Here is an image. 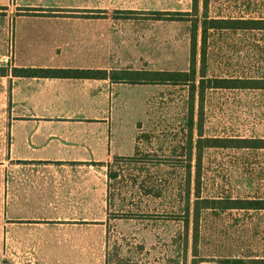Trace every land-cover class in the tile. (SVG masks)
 Returning <instances> with one entry per match:
<instances>
[{
    "label": "rangeland",
    "instance_id": "374dc122",
    "mask_svg": "<svg viewBox=\"0 0 264 264\" xmlns=\"http://www.w3.org/2000/svg\"><path fill=\"white\" fill-rule=\"evenodd\" d=\"M156 1L160 5L151 6L149 13L139 12L150 20L128 24L135 27V35L137 31L149 33L155 44L144 54L116 57L130 67L186 71L192 21L182 16L157 18L161 9L190 12L192 0ZM202 10L200 4L199 18ZM208 14L264 19V0H210ZM209 34L208 77H264V31L210 30ZM47 59L37 56V62ZM127 93L129 99L122 109L135 112L138 135L130 160H114L106 169L118 175L109 182L106 222L63 230L9 231L6 241L2 176L18 172L4 162L8 155L4 113L9 102L0 90V264H25L27 260L35 264H106L116 252L125 261L115 258L113 264H176L183 257L188 143L192 137L196 144L199 125H203V137L264 138V90L208 89L203 113L198 93L191 110L188 85H147ZM196 152L194 147L191 203L196 193ZM200 187L201 195L208 198H264V149L208 148L201 158ZM192 236L191 220L187 264L193 259ZM197 252L203 260L199 264H214V259L223 256L264 257V211L205 210Z\"/></svg>",
    "mask_w": 264,
    "mask_h": 264
},
{
    "label": "crops",
    "instance_id": "0c3cea01",
    "mask_svg": "<svg viewBox=\"0 0 264 264\" xmlns=\"http://www.w3.org/2000/svg\"><path fill=\"white\" fill-rule=\"evenodd\" d=\"M153 2L0 0V90L9 102L4 162L18 172L2 176L6 241L9 231L106 222L111 180L106 169L134 154L138 135L135 112L122 104L127 92L147 85L26 71L146 69L122 64L116 56L141 55L155 44L149 33L135 35V27L128 26L150 20L139 12L160 5ZM37 56L48 59L37 62Z\"/></svg>",
    "mask_w": 264,
    "mask_h": 264
},
{
    "label": "trees",
    "instance_id": "16d2710c",
    "mask_svg": "<svg viewBox=\"0 0 264 264\" xmlns=\"http://www.w3.org/2000/svg\"><path fill=\"white\" fill-rule=\"evenodd\" d=\"M210 0H192L190 12H158L157 19L176 20L182 16L192 21L190 37V62L189 69L186 71L176 70H155V69H118L102 71H66V70H27V74L45 76L53 74L55 76H72V77H101L110 79L113 83H126L130 85H188L192 91L191 110L193 109V99L198 93L201 112L204 110L205 95L208 89H259L264 90V77H208V65L210 60L209 48V31L210 30H231V31H264V19L254 18H219L211 17L209 12ZM200 4L202 5L201 18H199ZM201 30V38L199 31ZM20 70H14L15 73H21ZM4 74L5 72H1ZM199 138L194 144L192 137L188 143V194L186 206L183 214L184 219V237H183V257L182 260L175 261L176 264H187V251L189 245V230L192 220L193 236L192 245L194 253L192 264H199L203 260L199 258L197 245L201 235V218L205 210H244L264 211V198H208L201 195V158L208 148L223 149H264V138H237V137H203V125H199ZM196 147L198 164L196 165V193L195 199L191 203L190 192V175L191 159L193 148ZM130 158H117V161ZM110 179L116 178V172H109ZM115 256V257H114ZM120 255L116 252L106 260V264H113L115 258L123 262ZM173 261V260H172ZM214 264H264V257H220L213 260Z\"/></svg>",
    "mask_w": 264,
    "mask_h": 264
}]
</instances>
